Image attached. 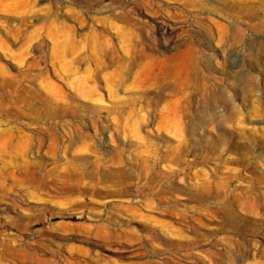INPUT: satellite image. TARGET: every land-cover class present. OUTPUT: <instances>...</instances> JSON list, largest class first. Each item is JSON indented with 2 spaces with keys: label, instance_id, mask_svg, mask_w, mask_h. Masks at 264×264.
<instances>
[{
  "label": "rangeland",
  "instance_id": "1",
  "mask_svg": "<svg viewBox=\"0 0 264 264\" xmlns=\"http://www.w3.org/2000/svg\"><path fill=\"white\" fill-rule=\"evenodd\" d=\"M0 264H264V0H0Z\"/></svg>",
  "mask_w": 264,
  "mask_h": 264
},
{
  "label": "bare ground",
  "instance_id": "2",
  "mask_svg": "<svg viewBox=\"0 0 264 264\" xmlns=\"http://www.w3.org/2000/svg\"><path fill=\"white\" fill-rule=\"evenodd\" d=\"M11 251H12V252H11L12 255L22 256V255L24 254L23 252H22V253H23V254H22L20 251H16V250H11ZM25 257H26V256H25ZM30 261H31V260H30Z\"/></svg>",
  "mask_w": 264,
  "mask_h": 264
}]
</instances>
